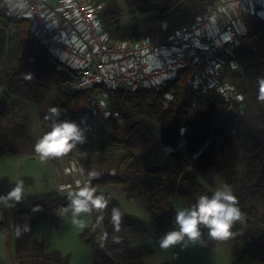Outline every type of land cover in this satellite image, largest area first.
<instances>
[{"label":"trees","instance_id":"1","mask_svg":"<svg viewBox=\"0 0 264 264\" xmlns=\"http://www.w3.org/2000/svg\"><path fill=\"white\" fill-rule=\"evenodd\" d=\"M153 1L156 3L152 4ZM215 1L124 0L128 7H137L141 15L134 14L121 21L117 0H109L102 23L114 40L166 37L189 26ZM150 9L157 12L149 13ZM246 25L247 33L233 58H225V76L244 97L243 113L228 109V104L211 92L190 89L181 74L159 90L125 96L111 92L119 121H107L104 132L88 133L86 142L71 150L79 158L85 175L98 174L90 187L109 201L103 210L93 208V221L81 233L92 249L94 264H135L147 252L143 247L121 250L126 238L120 232H142L145 225L139 218L121 212L120 230L116 231L111 223V209L118 205L104 191L106 187L120 188L128 200L146 201L147 211L157 231H161L175 224L174 196L181 197L191 208L200 195L211 198L218 176L237 198L242 213V219L230 229L232 236L225 240L243 245V251L231 264H264V101L258 99L259 79L264 78V19L252 15ZM29 28L27 20L11 17L6 1L0 0V156L13 151L16 144L31 140L33 128L25 104L41 102L50 84H56V94L47 102V116L52 107L59 108L61 114H75L87 98L86 91L72 88L75 73L69 69L57 71L50 55L37 42L29 40ZM233 60L237 68L231 67ZM166 93L171 98L164 108ZM137 116L150 118L151 129L158 134L163 149L159 165L152 164L149 152L132 151L133 139L143 125ZM51 121L60 123L59 117ZM101 159L110 165L109 171L85 168ZM239 164L244 167L243 173ZM70 204L69 197L51 190L29 196L11 210L18 259L69 264L68 258L56 251L46 253L41 242L28 246L27 237L31 223L41 213L48 214L58 227L60 215L71 211ZM199 230L203 235L202 247L212 248L215 239L208 236V229L200 225Z\"/></svg>","mask_w":264,"mask_h":264},{"label":"built area","instance_id":"2","mask_svg":"<svg viewBox=\"0 0 264 264\" xmlns=\"http://www.w3.org/2000/svg\"><path fill=\"white\" fill-rule=\"evenodd\" d=\"M8 14L29 22V40L37 42L61 71L75 73V91L87 98L75 114H60V122L76 123L84 134L119 121L111 92L125 96L159 90L183 74L194 91L211 92L243 113L244 97L225 76V58L234 56L247 33V19H264V0H216L203 15L166 37L139 41L114 40L102 23V0H8ZM33 8V13H30ZM232 68L237 63L230 62ZM171 96L165 94L164 108ZM157 129L159 125L157 124ZM168 150V149H167ZM151 160V158H150ZM57 173L73 179L58 186L63 197L90 186L96 177L84 174L73 151L57 158ZM76 175V176H75Z\"/></svg>","mask_w":264,"mask_h":264},{"label":"rangeland","instance_id":"3","mask_svg":"<svg viewBox=\"0 0 264 264\" xmlns=\"http://www.w3.org/2000/svg\"><path fill=\"white\" fill-rule=\"evenodd\" d=\"M107 1L109 0H102L104 3L102 19L104 9L108 4ZM48 2L49 4L55 3L54 0H48ZM117 3L120 8L119 20L126 21L134 14L141 15L137 7H128V4L124 0H117ZM153 3L156 2L153 1ZM148 11L149 13L157 12L153 9ZM30 13H33V8H30ZM52 66L54 67V65ZM55 87L56 84H50L45 89L41 102H27L25 104L26 113L31 119L33 128V137L31 140L28 143L16 144L13 147V151L0 156V195H7L18 180H23L24 183L23 196L19 202L9 201L8 204L0 203V264H55L44 259H18L16 257V238L13 223L10 218L11 210L24 199L32 195L35 196L55 190L56 183L59 186L67 179L65 175H58L54 167V160L56 158L42 162L34 152L36 141L45 133L51 131L53 125L51 119H46L45 107L50 96H55ZM138 119H141L140 121L143 125L140 128L139 135L133 139L132 151L134 153L149 152L152 164L159 165L161 164L163 149L159 144L158 134L151 129L150 118L140 116ZM104 130L105 128L100 130L98 134L100 135ZM8 151L9 149L7 148L6 152ZM110 153L116 154L115 151H111ZM77 159L80 170L84 172L85 170L78 157ZM85 168L98 172L101 170L109 171L111 169L110 165L103 159L95 160L91 164L86 165ZM238 168L240 173H243L244 167L241 164H239ZM223 186L225 185L222 178L220 176L216 177L214 189L222 190ZM104 191L116 201L121 212L139 218L145 225V230L142 232H120L126 238V243L121 250L136 247H143L147 250L143 258L135 264H231L243 251V245L241 243L226 242L225 240H214V246L212 248L204 249L202 247L203 235L201 231V236L196 241L185 240L168 249H162L159 245V238L169 231L178 230V226L176 224L167 225L161 231H157L156 225L147 211L146 201L128 200L124 192L115 186H108ZM172 207L175 212L180 208H187L183 199L178 195L173 197ZM79 219L83 221L82 225H73L71 211L62 213L59 217L58 227H56L52 224L48 214L41 213L37 220L31 223V231L27 237V245L36 246L41 242L45 245L46 253L56 251L61 256L67 257L69 264H94L92 249L81 238V233L93 221L92 211L90 214H81Z\"/></svg>","mask_w":264,"mask_h":264},{"label":"clouds","instance_id":"4","mask_svg":"<svg viewBox=\"0 0 264 264\" xmlns=\"http://www.w3.org/2000/svg\"><path fill=\"white\" fill-rule=\"evenodd\" d=\"M258 99L264 101V78L259 79ZM50 115L46 119L59 117L61 110L57 107L49 109ZM85 137L79 126L70 121L53 123L51 131L45 133L34 145V152L42 162L51 158H59L69 153L76 144H83ZM91 177H97L93 172ZM77 192L70 193L71 221L73 225L80 226L83 221L79 218L81 214L91 213L94 209L103 210L108 205V199L104 195H96L90 186L80 187V181H76ZM24 191L23 180H18L7 195H0V203L8 204L9 201L19 202ZM122 213L118 207L111 209V223L116 231L120 230ZM242 219V213L237 206V198L231 189L225 185L222 190H216L209 198L200 195L195 205L191 208H180L175 213V224L178 230L165 233L159 238L162 249L181 242L196 241L200 238L199 226L208 229V236L215 240H227L232 236L230 229L236 221Z\"/></svg>","mask_w":264,"mask_h":264},{"label":"crops","instance_id":"5","mask_svg":"<svg viewBox=\"0 0 264 264\" xmlns=\"http://www.w3.org/2000/svg\"><path fill=\"white\" fill-rule=\"evenodd\" d=\"M56 160H57V159L54 160V167H55V169L57 170V167H56L57 162H56ZM57 177H58V176H57ZM72 179H73L72 176H67V179L65 180V182H66V181H69V180L71 181ZM58 183H59V182H58ZM56 185H57V183L55 184V187H56L55 190L57 189V186H58V185H57V186H56Z\"/></svg>","mask_w":264,"mask_h":264}]
</instances>
